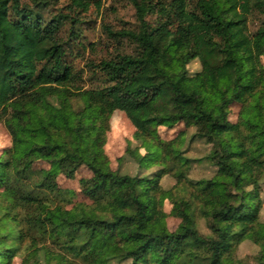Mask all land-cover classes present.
<instances>
[{
	"label": "trees",
	"instance_id": "obj_1",
	"mask_svg": "<svg viewBox=\"0 0 264 264\" xmlns=\"http://www.w3.org/2000/svg\"><path fill=\"white\" fill-rule=\"evenodd\" d=\"M129 1L137 24L105 26L113 50L89 62L97 83L85 87L73 59L96 48L80 23L100 0H0V124L12 136L0 155V264H251L237 255L245 240L264 264V0ZM115 110L136 128L119 159L135 173L105 151ZM180 123L212 145L213 176H189L187 130L161 137ZM82 165L91 203L57 180Z\"/></svg>",
	"mask_w": 264,
	"mask_h": 264
},
{
	"label": "rangeland",
	"instance_id": "obj_2",
	"mask_svg": "<svg viewBox=\"0 0 264 264\" xmlns=\"http://www.w3.org/2000/svg\"><path fill=\"white\" fill-rule=\"evenodd\" d=\"M101 7L98 9L95 4L92 5L91 10L82 16V23H80L81 37L80 40L85 44L94 43L96 48L86 50L81 47H76L74 62L82 71L84 77V86L90 87L92 84L97 83L90 77L89 62L99 61L101 58L106 57L112 52V41L106 33L105 26L110 25L114 29H121L124 27H133L137 24L135 7L129 0H100ZM63 4V1L60 5ZM256 26V25H255ZM252 26L251 29H255ZM264 63V56L262 57ZM189 70L194 72L200 68L198 60H192L189 64ZM240 111V104L233 102L231 104L230 120L237 121ZM110 130L107 133V142L105 144V151L111 160V165L114 169H120L122 172H136V164L131 160H126L120 163L119 159L126 153L129 145L135 146L137 144L134 133L135 126L126 114L125 111L115 110L110 120ZM182 130H187V139L183 148L186 154L195 158L194 163L189 172V176L193 179L211 177L216 171V166L211 163L207 158L212 145L205 140L194 138L190 140L191 135L195 132V128L187 129L183 123L177 124L174 127L160 126L159 133L162 138L166 140L174 139ZM12 145V136L6 126L0 124V155L3 151ZM198 158L200 160H198ZM38 167H47V164L40 162ZM92 171L86 166L82 165L74 178H67L65 175L60 174L57 178L59 185L64 189L74 191V202L83 201L91 203V200L82 192L81 181L83 178H90ZM177 179L174 175H167L162 179V185L165 188H170L175 185ZM164 209L170 213L172 203L169 199L165 200ZM261 218L264 221V210L262 211ZM168 226L171 230H175L180 223V219L169 214L167 218ZM200 230L207 234L206 221L199 220ZM261 247L252 240H245L242 242L238 249L237 255L240 259L256 263V256L260 253ZM14 264H22V258L16 257Z\"/></svg>",
	"mask_w": 264,
	"mask_h": 264
}]
</instances>
